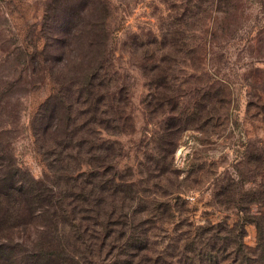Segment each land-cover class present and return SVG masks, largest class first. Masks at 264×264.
Returning a JSON list of instances; mask_svg holds the SVG:
<instances>
[{"label":"rangeland","instance_id":"obj_1","mask_svg":"<svg viewBox=\"0 0 264 264\" xmlns=\"http://www.w3.org/2000/svg\"><path fill=\"white\" fill-rule=\"evenodd\" d=\"M0 146L38 197L0 225L20 252L248 259L264 239V0H0Z\"/></svg>","mask_w":264,"mask_h":264},{"label":"trees","instance_id":"obj_2","mask_svg":"<svg viewBox=\"0 0 264 264\" xmlns=\"http://www.w3.org/2000/svg\"><path fill=\"white\" fill-rule=\"evenodd\" d=\"M4 149L0 146V155L4 153ZM6 152V151H5ZM2 156H0V163H2ZM17 167H6L0 164V225L10 224L14 221L15 217L18 216V210L21 208L23 202H33L38 198L30 188H32V181L30 178H22L18 175ZM32 182V183H30ZM33 200V201H32ZM264 239L259 241V245L252 252L253 256L240 260L238 264H264ZM10 240H2L0 238V264H51L50 255L48 251L41 253L43 249H38L33 252H20L19 248L15 244L9 242ZM219 248L218 250H220ZM196 252V248L192 249ZM201 256L204 258L200 259L202 262H208V264H215V258L218 254V250L210 249ZM212 251L215 252L212 255ZM235 251V250H234ZM240 248H236L235 254L237 259L239 258ZM21 254H20V253ZM257 255L259 257H255ZM57 255L55 254V257ZM58 257V256H57ZM215 260V261H214ZM237 264V263H236Z\"/></svg>","mask_w":264,"mask_h":264}]
</instances>
